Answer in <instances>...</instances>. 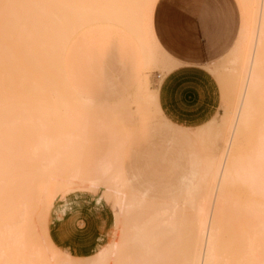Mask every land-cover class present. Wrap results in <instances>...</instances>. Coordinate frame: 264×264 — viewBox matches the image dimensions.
Wrapping results in <instances>:
<instances>
[{
	"label": "bare ground",
	"instance_id": "6f19581e",
	"mask_svg": "<svg viewBox=\"0 0 264 264\" xmlns=\"http://www.w3.org/2000/svg\"><path fill=\"white\" fill-rule=\"evenodd\" d=\"M157 1L0 0V264H264V0H235L238 37L218 64L204 66L227 102L222 147L184 194L150 199L132 188L121 166L92 181L54 175L51 123L87 101L69 84L63 63L79 31L111 24L134 36L144 74L131 95L138 115L127 119L142 126L156 116L152 110L160 113L149 74L167 76L181 65L154 39ZM121 101L125 108L127 98ZM117 104L108 107L119 113ZM151 104L150 116L143 108ZM79 192L97 194L111 208L113 227L101 248L74 257L45 245L40 232L29 239L57 201Z\"/></svg>",
	"mask_w": 264,
	"mask_h": 264
},
{
	"label": "crops",
	"instance_id": "0c3cea01",
	"mask_svg": "<svg viewBox=\"0 0 264 264\" xmlns=\"http://www.w3.org/2000/svg\"><path fill=\"white\" fill-rule=\"evenodd\" d=\"M236 6L238 7L235 0H158L153 10L152 30L155 41L162 52L181 65L163 77L158 90L159 104L170 121L188 127L195 136L197 126L215 115L218 102L215 80L203 67L209 62L221 59L234 45L240 28V24L236 25ZM106 26L120 28L130 34L125 29L111 24L87 28L103 29ZM83 30L69 41L63 63L69 84L87 101L72 104L54 118L48 132L47 148L54 165L59 171H63L64 175L80 181H92L105 177L121 165L112 168L109 163L101 164V177L83 179L79 173L80 167L73 160L78 141L82 140L87 126L93 119L90 116L91 110L96 108V102L76 85L67 72V58ZM132 37L141 64L140 74L135 90L123 96L121 100L136 93L144 74L141 47L134 36ZM108 105L102 103L100 107L104 108L107 114H111L117 123L123 125L121 117ZM159 111L161 113L160 108ZM93 115H98V111L95 110ZM203 162L202 159L200 171ZM196 170L197 168L182 175L184 181L181 189L177 192L171 191L167 198L149 196L138 185L133 184L126 173L125 175L136 192L157 201H168L184 194L196 181L199 176H194ZM106 208L101 200L85 195H67L57 201L50 212L48 233L51 241L60 250L74 257L92 255L108 241L113 227V215L108 209L105 211Z\"/></svg>",
	"mask_w": 264,
	"mask_h": 264
},
{
	"label": "rangeland",
	"instance_id": "374dc122",
	"mask_svg": "<svg viewBox=\"0 0 264 264\" xmlns=\"http://www.w3.org/2000/svg\"><path fill=\"white\" fill-rule=\"evenodd\" d=\"M236 8L238 12L236 25L239 26L241 13L239 7L236 6ZM217 61L216 59L209 62L208 66L216 65ZM140 65L133 37L124 30L109 26L103 29L91 27L79 34L67 58V72L76 85L96 102V108L91 110L90 116L94 120L92 119L87 126L82 140L78 141L73 160L80 167L79 173L83 179L101 177L103 175L99 169L101 164L109 163L112 168L121 165L133 184L138 185L142 191L151 197L167 198L171 191L177 192L181 189L184 181L181 178L182 175L193 172L197 168L196 174L194 173L197 177L202 159L214 164L218 151L222 147L221 136L226 121L223 111L227 107V102L223 100L225 99L223 92L214 79L218 91L217 109L210 120L197 126L196 136L191 134L188 127L170 121L164 115L159 99L157 102L161 113L158 114L156 107L154 108L155 105H147L143 111L147 110L150 116L154 112L156 116L153 115V119L152 116L145 117L143 114L146 122L144 121L142 126L136 123L135 127V120L133 122L127 119L130 117L129 114H132L130 118L138 115L135 112L137 105L132 102L133 97L127 99L128 103L125 101L126 106H130L127 108L122 107L124 101L118 104L117 102L135 90ZM163 77L165 76L159 71L150 73L148 88L152 92L159 90ZM102 103L112 105L116 103L118 112L123 113L118 114L122 117L124 124L120 125L111 114H107L106 110L100 107ZM125 109L128 117H126ZM95 110L98 111L96 116L93 115ZM128 129L131 133H128ZM76 132H78L77 128ZM60 173L65 174L59 171V173L54 172V175H61ZM56 178L52 177L54 180H57ZM73 195H85L88 198L101 200L99 195L88 192ZM101 202L107 207L105 211L107 209L111 211L109 205L102 200ZM111 217L113 221V216ZM48 221L32 228L29 239L36 235L35 232H40V240L45 245L58 248L49 237ZM110 234L111 232L109 236Z\"/></svg>",
	"mask_w": 264,
	"mask_h": 264
}]
</instances>
